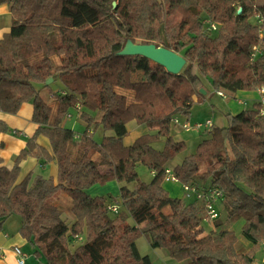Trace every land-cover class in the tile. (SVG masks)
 I'll use <instances>...</instances> for the list:
<instances>
[{
    "label": "trees",
    "instance_id": "1",
    "mask_svg": "<svg viewBox=\"0 0 264 264\" xmlns=\"http://www.w3.org/2000/svg\"><path fill=\"white\" fill-rule=\"evenodd\" d=\"M0 4L10 5L12 23L0 36V112L16 115L31 103L38 125L13 167H0V218H20V231L34 247V257L42 264H153L137 249V240L145 237L153 249L166 250L179 264H255L264 242L261 106L254 102L251 110L229 116L224 131L209 130L196 151L174 168L181 184L223 193L226 222L241 221V236L252 244L246 254L236 251V232L221 228L218 220L204 227L199 202L172 198L165 189V170L186 151V144L164 137L161 130L176 118L189 121L195 98L206 95L203 79L229 94L264 86V0ZM206 20L218 24L217 30L209 29ZM129 40L180 54L186 66L173 75L146 58L121 56ZM254 47L259 50L255 58ZM55 82L63 85L57 92L51 85ZM71 110L86 125L79 138L63 126L72 118ZM143 117L159 131L121 145L129 135L127 125ZM97 130L103 131L101 142L94 140ZM109 131L112 136L105 135ZM9 132L0 121V135ZM40 138L50 149L39 144ZM28 159L55 164L57 177L31 172L21 179V165ZM139 165L154 173L150 182L140 179ZM203 165L207 169L200 185ZM111 181L120 184L118 202L88 194L94 185ZM59 195L67 197L66 204L56 199ZM167 207L172 215L164 212ZM63 210L72 219L63 218Z\"/></svg>",
    "mask_w": 264,
    "mask_h": 264
},
{
    "label": "rangeland",
    "instance_id": "2",
    "mask_svg": "<svg viewBox=\"0 0 264 264\" xmlns=\"http://www.w3.org/2000/svg\"><path fill=\"white\" fill-rule=\"evenodd\" d=\"M54 59H55L54 61L56 64L60 63V59H58L56 57ZM32 60H35V58ZM50 83H52V82H50ZM51 85H52V88L55 92L62 89V86H63L60 82H55ZM202 86L205 87L204 91H205L206 95H203L205 97L201 98L200 100L195 98V103L193 105L189 121L187 122L186 119L178 118V119H180V125L174 126L173 123H171V125H168L169 124L168 123L167 124L168 126L166 125L167 127H165V129H163V131L161 130V132H163L164 137L173 136L177 140L183 138L182 140L186 144V151L181 153L175 159L174 162H170L168 164L169 168L174 169L179 163H181V161L186 156L193 154L196 151L198 145L202 142V140H204L208 136L209 130L208 131H205V130L193 131V127L196 124H205L206 121L212 120L214 122L215 128H216V126H218L224 131V130H226L227 126L229 125V120H228L229 116L230 117L235 116L244 110H251L253 108L254 102L256 100H258V96H257V93L255 91H253V92L252 91L251 92L238 91V92L231 93V94L227 93L228 94L227 98L222 99L217 95V91L212 87V83H211L210 79H203ZM46 97H47L48 101H50L51 98H49V96L47 94H46ZM239 100L247 102V106L239 105L238 104ZM51 106H52L53 110L55 111L56 105L52 102ZM70 115H72V118H67L65 120L63 126L66 127L67 129L72 130L75 133V136L79 138V136H81L84 133V131L86 130V125H84L83 122H81L79 120L78 114L76 111L71 110ZM147 117L146 118L143 117L140 121H137L139 123H134V121L129 123V128L131 130V133H130V135H128V137H126L125 139L120 141L121 145L130 144L134 140L135 134L136 135H143L146 133H154L156 131H159L155 128L151 129L146 125L147 121L150 120V118H147ZM184 123L189 124L191 130H189V131L183 130L182 125ZM102 137H103V131L97 130L95 132V135H94V140L97 142H101ZM229 152H230V150H229ZM206 169H207V166L203 165L202 171L199 172L200 173L199 176L201 178H198L197 181L200 185H203L202 175H203V171H205ZM137 173H138L141 180H143L144 182H150L151 173L147 167H145L143 165H139L137 167ZM44 174L45 175H42V177L48 178V177H46L47 173H44ZM164 185L167 186V187H165V189L167 188L170 191L172 198L183 199L186 203L193 202L192 198H188L185 196L181 183L164 182ZM94 186H96V188L92 192H94L96 189H98L99 191H101L99 194L100 197L107 198L109 203H115V202L119 201V196L116 195L120 189L118 182L111 181V182L106 183L105 185H94ZM60 197L61 196L59 195L56 199H58ZM66 207H70V209H71V207H72L71 202H69V204L66 205ZM63 211L66 214V215L63 214V218H66V216H67L68 219H72V217H70L71 215L69 212H67L66 210H63ZM165 213L169 216V215H172L173 212L171 211V209L168 208V211ZM13 220L14 221L15 220L20 221V218L14 217ZM129 221H132V219H129ZM218 223L221 224V228L233 230L234 232H236V234H238L239 239L244 240V242H248L247 240H245L241 236L242 235L241 234V227H242L241 221L237 222V223H229V222L227 223L224 211H222L221 216L218 219ZM208 226H209V223L204 224V227H208ZM208 231H210V228H208ZM136 244H137V247H138V250H139L141 256L142 257H149L150 260L153 262V264H159V261L165 260L166 257L164 255H166V254H167L166 256L169 257L166 250H164V249H153L145 237H141L140 239H138ZM237 251L238 252L242 251L241 246L238 244H237Z\"/></svg>",
    "mask_w": 264,
    "mask_h": 264
},
{
    "label": "crops",
    "instance_id": "3",
    "mask_svg": "<svg viewBox=\"0 0 264 264\" xmlns=\"http://www.w3.org/2000/svg\"><path fill=\"white\" fill-rule=\"evenodd\" d=\"M10 9H11L10 5L8 4H0V36H3L10 31L12 24ZM123 92L125 91H122V93ZM33 113H34V107L33 104L31 103L24 104L21 110L19 111V113L16 115H10L0 112V121H4L11 130V132L9 133L0 135V167L4 166L7 168H12L16 157L26 147L27 140L30 139L32 136H34V134L36 133V130L38 129V125L33 122ZM134 123H139V122L134 121ZM127 128L130 135L131 130L129 128V124L127 125ZM105 135L112 136L113 133L109 131L106 132ZM140 136L141 135L135 134L134 140L130 144L123 146L132 145L136 141V139ZM182 139H179L178 141H183ZM38 142L45 148L50 149V145L46 139L40 138ZM21 170H22L20 176L21 179H23L26 175H28L31 172L35 176L37 175L42 176L45 175L44 173H47L46 177L48 178L50 177L56 178L58 174V170L55 164L53 163L41 164L35 159H28L24 161L21 165ZM152 178L153 175L151 173V180ZM95 188L96 186L90 188L88 190V194L91 197H100L99 194L101 191H99L98 189L92 192ZM116 195L120 196V189ZM61 200H64V204H66L67 197L62 196ZM168 208L169 207L165 208L164 212H167ZM219 211L221 214V205H219ZM13 218L14 217H9L7 219L0 218V264H19V257L15 253V248H20L23 254L25 255L24 264H42L33 255L34 247L26 238H24V236L21 233L20 231L21 222L16 220L14 221ZM129 223L131 225H134L133 221H129ZM237 244L241 246V250H242L241 252L237 251ZM237 244L235 248L236 251L240 254H246L252 248L251 243L244 242V240L242 239H239ZM166 255H164L166 259L159 261V264H178L177 261ZM255 264H264V242L262 243L261 250L256 254Z\"/></svg>",
    "mask_w": 264,
    "mask_h": 264
},
{
    "label": "built area",
    "instance_id": "4",
    "mask_svg": "<svg viewBox=\"0 0 264 264\" xmlns=\"http://www.w3.org/2000/svg\"><path fill=\"white\" fill-rule=\"evenodd\" d=\"M257 18L259 20V24H262L263 20L260 19V17ZM205 22L206 24H209L210 26L209 29L213 31L217 30L218 24L213 23L212 21L209 20H206ZM258 54H259L258 48L254 47L252 57L255 58ZM255 92L257 93L258 96V100H256L255 102L261 106V115H264V86L257 88ZM217 95L222 99H226L228 94L227 92L220 90L217 91ZM238 104L241 106H247V102L241 100L238 101ZM68 117L70 118L71 116ZM173 124L180 125V119L176 118L173 121ZM213 127H214V122L212 120H208L206 121L205 124H196L193 127V131H201V130L208 131L211 130ZM182 129L185 131L191 130L189 124L186 123L182 125ZM152 175H154V173H152ZM164 182L180 183L174 169L167 167V169L165 170ZM182 187L186 197L192 198L194 201H197L202 205L206 215L205 222L208 223L211 221H216L220 218L221 214L219 211V205H221V200L223 199V193L219 189H211L207 192H204L193 184H182ZM111 212L118 213V208L112 207ZM15 253L19 257V264H24L25 255L23 254L22 250L20 248H15Z\"/></svg>",
    "mask_w": 264,
    "mask_h": 264
},
{
    "label": "water",
    "instance_id": "5",
    "mask_svg": "<svg viewBox=\"0 0 264 264\" xmlns=\"http://www.w3.org/2000/svg\"><path fill=\"white\" fill-rule=\"evenodd\" d=\"M121 56H137L146 58L159 66L163 67L168 73L179 75L186 66L185 58L171 50L163 47H156L153 44H135L129 40L123 50L119 53ZM52 79L48 81V84ZM206 94L204 90L201 91Z\"/></svg>",
    "mask_w": 264,
    "mask_h": 264
}]
</instances>
